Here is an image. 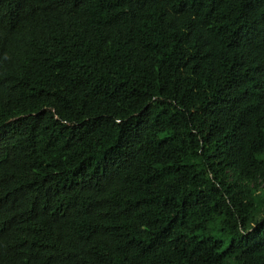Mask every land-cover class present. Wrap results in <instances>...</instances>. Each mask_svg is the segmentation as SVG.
<instances>
[{"label": "trees", "instance_id": "obj_1", "mask_svg": "<svg viewBox=\"0 0 264 264\" xmlns=\"http://www.w3.org/2000/svg\"><path fill=\"white\" fill-rule=\"evenodd\" d=\"M264 264V0H0V264Z\"/></svg>", "mask_w": 264, "mask_h": 264}, {"label": "rangeland", "instance_id": "obj_2", "mask_svg": "<svg viewBox=\"0 0 264 264\" xmlns=\"http://www.w3.org/2000/svg\"><path fill=\"white\" fill-rule=\"evenodd\" d=\"M228 264H235V263L231 260H228Z\"/></svg>", "mask_w": 264, "mask_h": 264}]
</instances>
